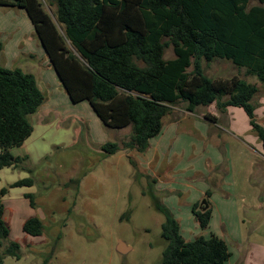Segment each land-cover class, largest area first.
<instances>
[{
	"label": "rangeland",
	"instance_id": "1",
	"mask_svg": "<svg viewBox=\"0 0 264 264\" xmlns=\"http://www.w3.org/2000/svg\"><path fill=\"white\" fill-rule=\"evenodd\" d=\"M40 2L63 34L64 29L56 20L54 0ZM250 5L259 3L250 1ZM6 10L0 11V23L10 24L14 19L21 29L19 34L30 37L27 23L31 24L25 12L22 16L17 13L19 9ZM173 58L172 47L168 46L163 59ZM28 62L38 64L35 60ZM217 63H221L216 73L219 77L238 76L247 83L254 80L259 88L257 99L264 97V85L254 76H245V69L230 61L203 62L204 73L210 75L208 69ZM55 76L53 82L49 80V88L39 85L50 105L41 106L29 117L31 136L22 147L11 150L14 157L27 156V160L18 168L0 170V190L7 189V194L0 198L3 219L9 240L18 243L22 252L20 260L6 258L4 264H158L164 247L160 238L164 218L155 210L152 196L177 219L187 242L216 235L225 241L234 259L239 253V238L264 247V159L249 150L260 151L255 143L258 139L249 132L241 138L243 144L229 133L252 130L249 122L244 126L237 121L229 131L194 117L181 119L170 129L178 139L173 141L171 155H165L166 161L155 169L157 179L140 163L144 159L141 155L102 153L99 144L116 143L125 150L122 143L129 141L131 129L104 127L87 101H62ZM185 107L186 103L180 101L171 106V111L177 113ZM254 109L256 122L264 124V101ZM203 111L204 107H198L196 114ZM167 125L165 120L163 136L170 127ZM214 155L218 166L208 160L214 161ZM26 178L33 179L32 187L10 188ZM201 189L211 196H200ZM30 194L34 196V207L25 198ZM203 200L214 208L205 230L199 228L190 209L192 203ZM31 217L43 224L41 238L22 232L23 223ZM119 244L130 251L118 253Z\"/></svg>",
	"mask_w": 264,
	"mask_h": 264
},
{
	"label": "trees",
	"instance_id": "2",
	"mask_svg": "<svg viewBox=\"0 0 264 264\" xmlns=\"http://www.w3.org/2000/svg\"><path fill=\"white\" fill-rule=\"evenodd\" d=\"M53 4L63 34L40 0H0V7L26 13L72 103L87 101L108 129L130 127V139L122 149L144 153L149 141L161 133L171 106L181 101L190 113L213 103L219 111L242 109L264 152V126L255 121L252 105L257 86L237 76L212 80L203 69V62L226 60L264 83V0H54ZM168 46L174 58L164 60ZM44 101L32 74L0 66V170L18 168L27 160L14 157L11 150L31 136L29 117ZM119 150L116 143L101 146L105 156ZM33 184L26 178L10 188ZM6 194L2 188L0 198ZM210 196L207 191L205 197ZM25 198L34 207V196ZM152 202L164 218L159 264H224L230 258L225 241L216 235L185 241L172 213L154 196ZM191 212L199 228L207 229L210 205L203 209L198 202ZM22 232L40 237L43 224L31 217ZM21 257L20 245L9 240L0 205V264Z\"/></svg>",
	"mask_w": 264,
	"mask_h": 264
},
{
	"label": "crops",
	"instance_id": "3",
	"mask_svg": "<svg viewBox=\"0 0 264 264\" xmlns=\"http://www.w3.org/2000/svg\"><path fill=\"white\" fill-rule=\"evenodd\" d=\"M10 9H12L11 11H13V10L18 9V8H6V7L3 8L2 7L0 11L1 12L5 11V10L10 11ZM19 10H20V12H17V13L18 14L20 13V15L23 16L22 12L24 13V11H22L21 9H19ZM30 24H31V22H30ZM27 25H28L27 30L30 33V37H28L29 35L23 36V35L19 34L21 29L20 28L18 29V26L15 25L14 19L11 20L10 24L6 23L4 25L2 22L0 23V38H1V36H3V39L0 40V43H1L0 66L7 68V69H12V68L15 69L14 66H19L18 69H21V70L23 68H25V70H27V72H25L23 70L22 71L25 73L32 74L36 79L38 87L41 83L42 86L49 88V84H50L49 80L53 82V79H54V77H56L55 76L56 74H55L52 66L50 65L48 57L46 56L37 36L35 34V31H34L32 24L30 26L29 23H27ZM28 38H30V39H28ZM28 40H30V41H28ZM24 44H27L29 46L28 47L24 46ZM33 47H35V50H32V49H34ZM29 60L30 61H32V60L38 61V64L29 63L28 62ZM218 67H221V63H217V65L211 66L210 69H208V70H210V75H208V74L207 75L210 77H208L206 74L205 75L209 79H212V80H214V79H229V78L219 77L216 74ZM245 76H250V75H247V73L245 71ZM250 84H254L257 86V84L254 80ZM55 85H56V87H58V89L60 91L59 96L61 97L62 101H65V99H67V98L69 99L68 95L64 91L60 82H57V84L55 83ZM261 85H264V83H261ZM39 89L41 91L43 90L40 87H39ZM258 93H259V88H258L257 94L254 96V98L252 100V105L254 107L256 104H259L261 101H264V97H260L259 99H257ZM43 105L44 106L46 105L45 106L46 108H47V106L50 105L48 98L45 97V101H44ZM199 107H202V106H199ZM210 107H212V108H210ZM197 108H195V110L191 113L186 110V107H185V110H179L177 113H175L174 111H170V113L168 115H166L162 120L161 133L157 137L152 138L149 141L148 148L144 153H138L135 150L127 151V150H121V149L119 150V152L122 151L124 153L125 157H129V155H128L129 153L136 154V155H138V157H139V155L144 157V159H142V158L140 159V163L145 164V166L148 167L149 170L152 171V176L159 179V176L155 172V169L159 166V164H162V162H164V160L166 161V156L171 155L170 149L173 148L172 147V145L174 143L173 141H175L178 138L175 135V133H173V131L170 129L174 128L175 124L178 123L181 119L194 117L195 119H198L199 121H201L205 124L211 125L213 127H219L221 129H227L229 131H230V128L232 127V125L234 123H237V121L242 122L244 124V126H246L247 122H249L246 114L240 108H231L230 107V108H227L225 111H219L216 108L215 103H213L207 107H204L205 111H203L201 114H196ZM208 109H211L212 112H209ZM45 112H47V110H45ZM48 115H49V112H48ZM254 116H255L254 117L255 121H257L258 120L257 115L254 114ZM165 120L168 123L167 126L170 125V127L167 128L166 135L163 136V122ZM262 125H264V124H262ZM128 128H130V127H127L125 129H121V130H126ZM249 132L251 134H253V136H254L253 131L249 130V128L242 133H237V132H229V133L234 138H236L237 140H240V142L244 144V142L241 140V138H243L244 135L248 134ZM204 135H207V134L204 132ZM211 135L213 136L212 133H211ZM173 136H176V137H174V140H172ZM205 139L207 140L208 137L206 136ZM255 143L260 146V142L258 140H255ZM23 145H24V143H23ZM168 145L170 147L169 150H168ZM22 146H20V147H22ZM99 146L101 149L102 145L99 144ZM259 149H260V151L258 152L257 150L255 151L253 148H249L250 151H252L254 153L256 152L262 159H264V155H262V153H264V152H262L261 146ZM172 152L174 153V150ZM175 154L177 155L180 153L175 152ZM163 157H165V159H163ZM215 157H216V155H214V158ZM208 160H209L210 164L218 166L219 160L217 159V157L214 161H211L210 158ZM134 162L137 163V160H134ZM199 192H200V196L205 197V194L207 191H202V189H201ZM198 202L199 201H195L194 203H192L190 205V209L192 208V206L194 204H196ZM213 212H214V208L211 207V217H212ZM181 233H182V229L180 227V234ZM42 234H43V232H42ZM40 238H41V236H40ZM238 241H239V244H237V247H239L238 248L239 249L238 257L234 259L233 254L229 251L231 256L224 264H264V247L259 246V245H255L252 242L248 241L247 239H240L239 238ZM241 247H244V249H242ZM123 250H125L126 252L130 251V249L128 247H126L124 244H123ZM159 262H160V259H159Z\"/></svg>",
	"mask_w": 264,
	"mask_h": 264
},
{
	"label": "water",
	"instance_id": "4",
	"mask_svg": "<svg viewBox=\"0 0 264 264\" xmlns=\"http://www.w3.org/2000/svg\"><path fill=\"white\" fill-rule=\"evenodd\" d=\"M208 207L207 201L203 200L202 202H200V208L206 209ZM116 251L120 254H124L126 253L125 250H123V244H119L116 248Z\"/></svg>",
	"mask_w": 264,
	"mask_h": 264
}]
</instances>
